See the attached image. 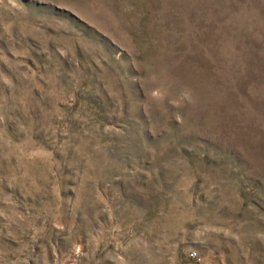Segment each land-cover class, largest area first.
I'll list each match as a JSON object with an SVG mask.
<instances>
[{
	"label": "rangeland",
	"instance_id": "obj_1",
	"mask_svg": "<svg viewBox=\"0 0 264 264\" xmlns=\"http://www.w3.org/2000/svg\"><path fill=\"white\" fill-rule=\"evenodd\" d=\"M0 264H264V0H0Z\"/></svg>",
	"mask_w": 264,
	"mask_h": 264
},
{
	"label": "built area",
	"instance_id": "obj_2",
	"mask_svg": "<svg viewBox=\"0 0 264 264\" xmlns=\"http://www.w3.org/2000/svg\"><path fill=\"white\" fill-rule=\"evenodd\" d=\"M191 258H194L195 257V254H191V255H189Z\"/></svg>",
	"mask_w": 264,
	"mask_h": 264
}]
</instances>
